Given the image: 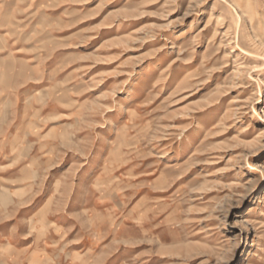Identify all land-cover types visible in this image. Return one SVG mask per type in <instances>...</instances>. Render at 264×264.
<instances>
[{"label":"rangeland","instance_id":"obj_1","mask_svg":"<svg viewBox=\"0 0 264 264\" xmlns=\"http://www.w3.org/2000/svg\"><path fill=\"white\" fill-rule=\"evenodd\" d=\"M0 264H264V0H0Z\"/></svg>","mask_w":264,"mask_h":264}]
</instances>
